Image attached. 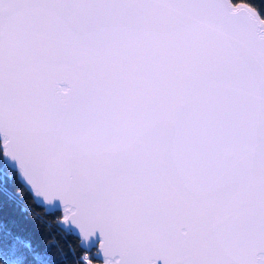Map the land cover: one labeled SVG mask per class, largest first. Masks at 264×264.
<instances>
[{
    "label": "snow or ice",
    "instance_id": "6c2138e0",
    "mask_svg": "<svg viewBox=\"0 0 264 264\" xmlns=\"http://www.w3.org/2000/svg\"><path fill=\"white\" fill-rule=\"evenodd\" d=\"M13 181L62 212L77 264L97 246L102 264H264V13L249 0H0L9 199ZM2 207L4 264H53Z\"/></svg>",
    "mask_w": 264,
    "mask_h": 264
},
{
    "label": "trees",
    "instance_id": "16d2710c",
    "mask_svg": "<svg viewBox=\"0 0 264 264\" xmlns=\"http://www.w3.org/2000/svg\"><path fill=\"white\" fill-rule=\"evenodd\" d=\"M249 2L264 13V0ZM9 189L14 198L9 199L0 193V202L3 205V215L15 223V227L10 224V228L38 243L48 252L53 264H77V257L83 250L79 247V238L58 225L60 212L50 214L20 182L13 181ZM88 255L92 256V252H88ZM0 264H4L2 258Z\"/></svg>",
    "mask_w": 264,
    "mask_h": 264
},
{
    "label": "water",
    "instance_id": "95a60500",
    "mask_svg": "<svg viewBox=\"0 0 264 264\" xmlns=\"http://www.w3.org/2000/svg\"><path fill=\"white\" fill-rule=\"evenodd\" d=\"M21 184H23L26 187V189H28V191L31 193L32 197L35 199V201L36 202L37 201H40V203H38V204L41 205L43 208H45L46 211H48L50 205H48L47 202L42 201V198L34 197V193H32L29 190V186H27L26 181L23 182V183H21ZM61 222H62V212H60V219H58V225L60 227H62L66 231L67 226L66 225H63ZM74 236H76V237L79 238V245H80L82 243L80 237L78 235H74ZM97 251H98V246H97V248H93L92 256L94 258H95V254L97 253ZM93 264H102V259H97L95 261L93 260Z\"/></svg>",
    "mask_w": 264,
    "mask_h": 264
}]
</instances>
